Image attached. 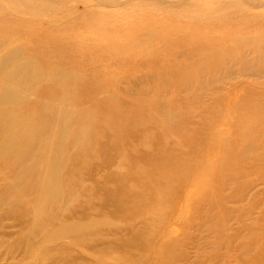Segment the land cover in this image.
Wrapping results in <instances>:
<instances>
[{
  "label": "bare ground",
  "instance_id": "obj_1",
  "mask_svg": "<svg viewBox=\"0 0 264 264\" xmlns=\"http://www.w3.org/2000/svg\"><path fill=\"white\" fill-rule=\"evenodd\" d=\"M56 1L59 4L61 0H0V261L195 264L187 244L197 252L193 256L197 259L198 253L203 259L207 256L202 249L211 244L217 258L208 256L203 264H225L228 260L219 252L221 233L228 228L227 213L243 214V208L230 210L226 204L262 194L253 192L258 180L248 186L240 180L264 170V124L246 125L235 118L219 121L209 116L208 108L196 111L184 106L180 97L170 105L155 91L170 87L165 81L154 85L158 87L148 82L141 87L133 81L127 88L124 76L116 90L96 87L88 93L93 78L85 72V62L73 57L78 47L64 52L65 42L51 34L76 27L94 12L80 15L74 10L72 15L57 17L55 10L46 7ZM92 2L106 6L119 1ZM256 6L263 8L258 14L264 17V0L234 5L243 9ZM25 26L33 28L25 30ZM142 43L138 45L142 47ZM237 44L235 40L229 46ZM101 48L102 53L94 56L106 57L104 62H109L114 54L105 43ZM163 75L160 73V79ZM182 88L186 96L199 97L205 92L203 86L197 94L189 86ZM99 105L105 112H98ZM185 114L195 117L197 138L208 131L216 134L209 151L221 153L212 163L219 177L215 179L218 189L214 180L210 188L199 182L202 175L197 171L199 161L191 154L192 145L183 149L171 144L178 127L189 124ZM210 120L213 122L207 127ZM222 121L232 128H218ZM199 142L198 138L193 143ZM229 155L231 161L234 158L247 166L227 162L228 168L237 169L228 175L223 167ZM234 183L240 187L239 196L217 191ZM248 188L251 194L247 196ZM189 230L199 235L188 234ZM212 230L220 235L209 236ZM237 232L227 237V243L238 239ZM257 256L260 259L262 255Z\"/></svg>",
  "mask_w": 264,
  "mask_h": 264
},
{
  "label": "rangeland",
  "instance_id": "obj_2",
  "mask_svg": "<svg viewBox=\"0 0 264 264\" xmlns=\"http://www.w3.org/2000/svg\"><path fill=\"white\" fill-rule=\"evenodd\" d=\"M118 1V4L115 5L107 4L108 7L97 5L92 0H61L59 4L56 1L46 5L49 11L55 10L54 13L57 17L69 13L72 15L74 10L80 12V15L94 12L92 16L83 17L85 20L78 23L76 27L71 26L66 31L51 34L54 37L53 39L58 37L62 42H65V46L62 48L64 52H72L71 49L74 46L78 47V50L73 53V57L85 62V72L93 78L91 84L87 87L88 93H91L96 87L116 90L121 85L124 76H127V88L128 82L133 81H135L134 84L138 83L141 87L145 86L144 82L154 86L165 81L170 87L166 89L158 88L155 91L158 97L164 102L170 103V105L177 97H180L184 101V106L192 107L196 111L203 107L208 108V110L210 109L208 111L209 116L217 118L219 121L235 118L244 121L246 125L264 124V17L258 14L262 11V7L256 6L249 9H247L248 7H244V9L243 7H234L235 4L241 6L244 0ZM187 5L189 9L186 7ZM184 16L194 17L195 19L189 20ZM217 18L220 20L217 21ZM62 19L67 20L68 18L62 17ZM28 28L33 27H24L25 30ZM147 29H150L151 34ZM143 31L147 35L145 33L143 35ZM22 36L28 39L31 38L28 34ZM134 37L142 40H136ZM43 39H45V36ZM235 40L238 41L237 46H229V43ZM138 41L140 43L141 41L144 42L141 44L142 47L139 46ZM104 43L109 51L114 54L110 56L109 62H104L108 61L106 57L94 56L102 53L103 48L101 47ZM130 43L134 44L131 45ZM136 43L139 45L137 46ZM260 46H263V48H260ZM144 48L147 50H143ZM151 48L153 49L152 52ZM219 52L223 56L219 55ZM82 53H85L86 57ZM176 58H180L181 63L174 62ZM120 61H124L126 64L118 63ZM213 64L216 65L213 66ZM242 64H248V67L246 68ZM219 65L222 66L219 67ZM71 68L78 69L77 67ZM194 69L196 72H194ZM243 69H247V75ZM160 73L164 74L161 79L159 77ZM248 73H252V75ZM185 74L187 76L184 77ZM144 78H150V80L144 81ZM183 86L191 87L196 94L202 91L199 88L203 86L205 92L199 97L196 95L186 96ZM154 87H158V85ZM82 94L87 96L85 91ZM39 96L43 97V95ZM127 100L131 101L128 98ZM150 106L156 108L155 104H150ZM97 107L98 112L103 111L102 105ZM186 117L189 119V124H186V127L182 125L178 127L180 131L174 132L175 136L170 138L171 144L177 147L183 146V149L192 145L191 154L199 161L197 171L202 175L199 182L210 188L214 180L216 182L215 189H218V183L215 179L219 177L213 172L212 163L221 153L218 149L213 153L209 151L212 142L217 140L216 134L213 131L204 132L203 135L200 134L201 137H198L200 142L193 143L195 139H198L197 135L194 134L195 125L193 123H196V119L193 115H186ZM107 119L112 121V117ZM212 122L213 120H210L207 127H210ZM217 127L226 131L232 128L231 125L224 124L223 121L218 123ZM231 156L229 155V158L225 159V167H223V169L226 168L228 175L235 174L237 171L236 168H228L229 163L236 161L241 166H247L246 162L242 163V161L234 158L231 161ZM206 172L207 175L204 174ZM249 178L240 180V183L248 186L250 181L253 180L254 182V179H256L258 181H256L257 185H254L253 192H262V194L249 199L248 195L251 192L248 188V197L245 200L237 203L229 202L226 206L223 204L225 208H233V210L235 208L237 210L240 209L238 207H241L244 211L241 215L227 213L228 228L221 233L223 247H220L219 252L222 256L224 255L225 261L228 260L225 264H264V184H262L264 170H259L251 176V179ZM239 188L234 183L229 188L226 187L225 190L221 189L223 191H217L221 194L230 191L231 195L239 196ZM218 192H216L217 195ZM248 207L250 209L245 210ZM228 209L227 211H229ZM237 218L238 220H236ZM254 219H256V222L253 221ZM219 223L218 220L217 226H219ZM217 228L219 229V227ZM236 231L239 233L238 239L227 243V237L235 234ZM191 233L199 235V232L189 230L188 234ZM212 233H209V236L220 235L219 232L214 230H212ZM203 235L208 234L206 232ZM187 246L189 248L187 252L190 253L191 260L195 259V264H203L205 258L208 256L215 257L218 254L213 251L215 247L210 244L202 249L203 254L207 255L204 259L202 258L203 255L199 253L198 259L193 258L197 252L194 248L192 249L191 245L187 244ZM243 250L245 251L242 252ZM257 255L262 256L259 259ZM7 258L8 255H5V259ZM0 262H2L0 264L4 263L3 261ZM18 263L14 260L11 264ZM180 263L184 264L183 261H180Z\"/></svg>",
  "mask_w": 264,
  "mask_h": 264
}]
</instances>
